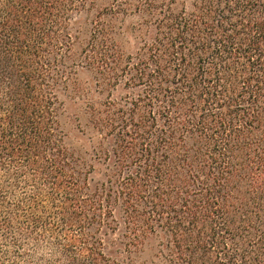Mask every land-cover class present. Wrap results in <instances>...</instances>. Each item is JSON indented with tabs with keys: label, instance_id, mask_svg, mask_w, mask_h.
Instances as JSON below:
<instances>
[{
	"label": "trees",
	"instance_id": "trees-1",
	"mask_svg": "<svg viewBox=\"0 0 264 264\" xmlns=\"http://www.w3.org/2000/svg\"><path fill=\"white\" fill-rule=\"evenodd\" d=\"M80 69L102 98L73 141ZM153 241L149 264H264V0H0V264Z\"/></svg>",
	"mask_w": 264,
	"mask_h": 264
},
{
	"label": "rangeland",
	"instance_id": "rangeland-1",
	"mask_svg": "<svg viewBox=\"0 0 264 264\" xmlns=\"http://www.w3.org/2000/svg\"><path fill=\"white\" fill-rule=\"evenodd\" d=\"M111 0H96V6L97 8L102 6H108L110 4ZM86 16H82L80 18V21L82 24L75 25L74 27V34L77 35V38L74 41V44L72 46V55L77 56L81 50V48L86 44L87 39L89 37V25L85 22ZM127 22H123V25L125 26ZM118 26H121L119 24V21L116 23L115 28ZM123 46V43H122ZM124 47V46H123ZM126 49V46H125ZM76 81L77 86L75 87V90L69 91L67 94L64 93V91L61 92V98L65 102L66 111L64 115L62 116L61 121L63 122L64 129L70 132V134L74 135L73 141H76V136L86 138V135L84 130H86V127L84 126V122L87 118L86 116V101L83 99L82 96H80V92L82 89H86V86H91L92 83V89L90 91L91 97L95 94L97 96V100H100L102 96L97 93L96 87L93 88V78H91L90 74L87 72H84L83 70H79L76 75ZM86 87V88H85ZM94 90V91H93ZM99 102V101H98ZM76 135V136H75ZM154 242V243H153ZM146 243L144 246V249L139 252H132L131 254L128 253H122L118 257L120 260H122L123 264H149V256L153 254L154 251H156L155 241ZM154 248V249H153ZM155 261H159L158 258L153 257ZM160 263V262H159ZM161 264V263H160Z\"/></svg>",
	"mask_w": 264,
	"mask_h": 264
}]
</instances>
